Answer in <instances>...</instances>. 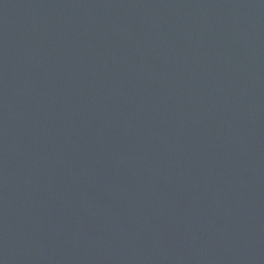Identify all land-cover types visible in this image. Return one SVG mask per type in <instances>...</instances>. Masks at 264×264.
Segmentation results:
<instances>
[{"label":"water","instance_id":"1","mask_svg":"<svg viewBox=\"0 0 264 264\" xmlns=\"http://www.w3.org/2000/svg\"><path fill=\"white\" fill-rule=\"evenodd\" d=\"M0 264H264V0H0Z\"/></svg>","mask_w":264,"mask_h":264}]
</instances>
